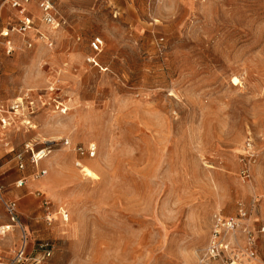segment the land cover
I'll return each mask as SVG.
<instances>
[{
    "label": "rangeland",
    "instance_id": "rangeland-1",
    "mask_svg": "<svg viewBox=\"0 0 264 264\" xmlns=\"http://www.w3.org/2000/svg\"><path fill=\"white\" fill-rule=\"evenodd\" d=\"M26 9L23 34L0 16V226L15 202L50 264H197L239 204L264 226V0H54L52 26ZM255 236L240 264H264Z\"/></svg>",
    "mask_w": 264,
    "mask_h": 264
},
{
    "label": "built area",
    "instance_id": "built-area-1",
    "mask_svg": "<svg viewBox=\"0 0 264 264\" xmlns=\"http://www.w3.org/2000/svg\"><path fill=\"white\" fill-rule=\"evenodd\" d=\"M5 3H8L12 8H15L20 14L21 18L19 24L13 28L17 33H25L33 28L34 17L27 11L26 6L34 3L41 9L42 20L48 25H58L56 18L53 15L54 0H2L0 1V16ZM8 30L1 31L0 35L7 36ZM7 40V44H9ZM10 45V44H9ZM91 49L94 52H99L103 47V40L101 37H94L90 41ZM10 49V46H8ZM91 61H94L91 59ZM19 105L16 104L11 107V110L18 109ZM1 124L5 126L6 119L2 118ZM67 144V143H66ZM81 154L83 150L77 149ZM45 149L37 151L33 155L34 162L46 156ZM87 153L94 154V148H90ZM22 167V166H20ZM47 170L39 171V175H45ZM248 174L243 172V178H247ZM24 184L23 179L16 181L17 186ZM0 185V193H1ZM48 206V202H43ZM6 213L8 215L9 223L0 226V235L11 231L16 228L19 233V241L15 246L12 254L9 257H4L0 254V264H50L52 258V245L48 241H40L37 247L29 249L28 234L18 218L16 211V204L13 201H4ZM48 221L51 218H46ZM66 219V218H65ZM212 225L209 234L207 245L198 256L197 264H240L242 258L247 255L253 257L255 255V242L257 239L256 234L264 232V226L255 229L250 223L248 210L241 204L237 207L235 215L227 216L220 212H216L211 218ZM243 236L245 239L243 246L238 243V238Z\"/></svg>",
    "mask_w": 264,
    "mask_h": 264
},
{
    "label": "crops",
    "instance_id": "crops-1",
    "mask_svg": "<svg viewBox=\"0 0 264 264\" xmlns=\"http://www.w3.org/2000/svg\"><path fill=\"white\" fill-rule=\"evenodd\" d=\"M9 14H13L11 11L9 12ZM1 219V218H0ZM7 224V223H6ZM27 231L29 232V230H28V228H27ZM14 236H15V234H14V232H13V230L11 231V236H10V238H8V243L9 244H13L14 242H15V240H14ZM17 239V238H16ZM6 246H8V245H2L1 244V242H0V247H6Z\"/></svg>",
    "mask_w": 264,
    "mask_h": 264
},
{
    "label": "bare ground",
    "instance_id": "bare-ground-1",
    "mask_svg": "<svg viewBox=\"0 0 264 264\" xmlns=\"http://www.w3.org/2000/svg\"><path fill=\"white\" fill-rule=\"evenodd\" d=\"M40 159H43V158H40ZM38 161V160H37Z\"/></svg>",
    "mask_w": 264,
    "mask_h": 264
}]
</instances>
